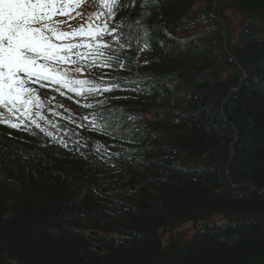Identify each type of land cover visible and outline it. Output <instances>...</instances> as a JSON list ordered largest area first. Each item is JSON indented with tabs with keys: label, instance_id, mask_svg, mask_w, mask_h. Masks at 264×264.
Returning <instances> with one entry per match:
<instances>
[{
	"label": "trees",
	"instance_id": "trees-1",
	"mask_svg": "<svg viewBox=\"0 0 264 264\" xmlns=\"http://www.w3.org/2000/svg\"><path fill=\"white\" fill-rule=\"evenodd\" d=\"M196 1L123 0L111 20L126 31L125 69L96 67L94 79L150 85L105 93L137 117L124 125L139 129L124 144L134 151L101 160L96 143L116 141L59 117L72 141L87 142L83 156L35 126L0 123V264H264V0H219L216 16L246 14L236 40L222 21L176 36L211 21L207 5L188 20ZM63 91L52 90L61 113L94 111ZM190 221L203 222L189 237H165Z\"/></svg>",
	"mask_w": 264,
	"mask_h": 264
},
{
	"label": "snow or ice",
	"instance_id": "snow-or-ice-1",
	"mask_svg": "<svg viewBox=\"0 0 264 264\" xmlns=\"http://www.w3.org/2000/svg\"><path fill=\"white\" fill-rule=\"evenodd\" d=\"M73 2L0 0V108L8 114L0 123L17 130L23 127L25 131L35 126L66 149L71 150L70 144H73L75 151L83 156L81 148H87V142L81 139L72 141V131L67 127L61 128L60 121L56 119L59 117L80 129L91 127L116 141L110 145L96 143L95 152L101 160L120 157L122 152L134 151L125 148L124 144L136 143L133 136L139 129L134 125H124L126 121H135L137 117L119 112L112 102L120 97L105 93L114 90L138 92L141 91V84L144 87L150 85L139 79L130 81L107 74L101 75L98 80L82 79L78 75L96 67L125 69V63L118 55L119 49L124 47L119 43L121 33L117 27H109V24L126 5L123 0H101L107 10L106 15L97 13L82 22L78 29L62 31L60 25L67 21L54 20L53 17L66 15L74 19L71 15ZM147 27L151 29V25ZM106 36L113 38L115 47L105 41ZM37 84L61 95H65L63 90L74 93L81 98L76 99L75 103L81 104L83 101L85 109L94 111L80 117L65 115L57 110L64 108L63 104L52 103L55 96L51 97V101H41L34 87ZM45 108L52 119L44 114ZM4 115V112H0V117Z\"/></svg>",
	"mask_w": 264,
	"mask_h": 264
},
{
	"label": "rangeland",
	"instance_id": "rangeland-1",
	"mask_svg": "<svg viewBox=\"0 0 264 264\" xmlns=\"http://www.w3.org/2000/svg\"><path fill=\"white\" fill-rule=\"evenodd\" d=\"M98 1L99 3L95 4L94 0H90V2L86 0H78V2L80 3V8L83 11V14L81 16H76L79 18L75 19L73 23H75V25L77 26V25H80L82 22H85L89 18L95 16L97 13H103V9H104L103 3L101 2V0H98ZM228 20L230 22V26L234 28V31L236 34V31L242 21V17L238 14H234L228 11ZM91 76H92V73L89 72L88 70H85L83 73L78 75V78L88 79ZM37 94L40 96L41 101H45V98L43 97L42 92H37ZM46 109L47 108H45L43 111H45ZM62 109L63 108H60L59 110H62ZM194 226H195V223L193 221H190L178 229L168 231L165 237L170 238L174 235L176 236V233H179V234L181 233L184 236L189 235L192 232Z\"/></svg>",
	"mask_w": 264,
	"mask_h": 264
}]
</instances>
